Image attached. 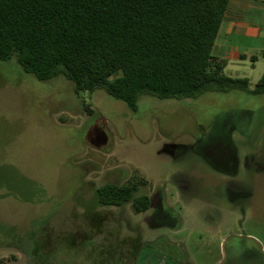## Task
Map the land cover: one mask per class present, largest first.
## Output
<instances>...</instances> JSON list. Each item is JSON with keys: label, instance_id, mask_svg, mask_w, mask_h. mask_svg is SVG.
Here are the masks:
<instances>
[{"label": "rangeland", "instance_id": "374dc122", "mask_svg": "<svg viewBox=\"0 0 264 264\" xmlns=\"http://www.w3.org/2000/svg\"><path fill=\"white\" fill-rule=\"evenodd\" d=\"M263 72L240 73L252 89ZM132 181L148 209H95L97 186ZM1 245L23 264H264V94H141L131 110L0 59Z\"/></svg>", "mask_w": 264, "mask_h": 264}, {"label": "trees", "instance_id": "16d2710c", "mask_svg": "<svg viewBox=\"0 0 264 264\" xmlns=\"http://www.w3.org/2000/svg\"><path fill=\"white\" fill-rule=\"evenodd\" d=\"M228 2L0 0V59L14 57L38 79L63 76L76 92L102 89L131 110L141 94L161 99L232 89L264 94V72L250 89L247 77L223 73L212 56ZM139 183L97 186L95 209L128 203L134 213L145 211L151 199L139 192ZM95 209L85 213L103 219Z\"/></svg>", "mask_w": 264, "mask_h": 264}, {"label": "crops", "instance_id": "0c3cea01", "mask_svg": "<svg viewBox=\"0 0 264 264\" xmlns=\"http://www.w3.org/2000/svg\"><path fill=\"white\" fill-rule=\"evenodd\" d=\"M211 52L223 73L249 79L240 72L264 59V0H229Z\"/></svg>", "mask_w": 264, "mask_h": 264}, {"label": "water", "instance_id": "95a60500", "mask_svg": "<svg viewBox=\"0 0 264 264\" xmlns=\"http://www.w3.org/2000/svg\"><path fill=\"white\" fill-rule=\"evenodd\" d=\"M0 252H13L18 253L19 255L17 258H10L2 264H23L26 261V253L19 247L13 245H1Z\"/></svg>", "mask_w": 264, "mask_h": 264}, {"label": "flooded vegetation", "instance_id": "af4514ba", "mask_svg": "<svg viewBox=\"0 0 264 264\" xmlns=\"http://www.w3.org/2000/svg\"><path fill=\"white\" fill-rule=\"evenodd\" d=\"M17 258V257H16Z\"/></svg>", "mask_w": 264, "mask_h": 264}]
</instances>
